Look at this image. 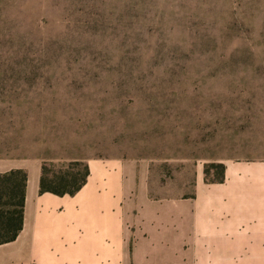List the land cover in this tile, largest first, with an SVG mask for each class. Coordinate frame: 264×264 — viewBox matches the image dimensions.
<instances>
[{
  "label": "rangeland",
  "instance_id": "374dc122",
  "mask_svg": "<svg viewBox=\"0 0 264 264\" xmlns=\"http://www.w3.org/2000/svg\"><path fill=\"white\" fill-rule=\"evenodd\" d=\"M3 147L114 171L105 211L180 215L203 173L264 160V0H0Z\"/></svg>",
  "mask_w": 264,
  "mask_h": 264
},
{
  "label": "crops",
  "instance_id": "0c3cea01",
  "mask_svg": "<svg viewBox=\"0 0 264 264\" xmlns=\"http://www.w3.org/2000/svg\"><path fill=\"white\" fill-rule=\"evenodd\" d=\"M13 170L27 173L24 223L0 264H264V160L228 162L218 182L203 173L180 215L105 211L123 204L114 171L59 196L40 192V161L3 147L0 174Z\"/></svg>",
  "mask_w": 264,
  "mask_h": 264
},
{
  "label": "trees",
  "instance_id": "16d2710c",
  "mask_svg": "<svg viewBox=\"0 0 264 264\" xmlns=\"http://www.w3.org/2000/svg\"><path fill=\"white\" fill-rule=\"evenodd\" d=\"M84 167L81 181L73 185L72 173H54L44 165L40 183V192H50L59 196L75 195L87 183L90 176L89 165L77 162ZM224 178V169L221 178ZM214 181V182H218ZM27 173L24 170H13L0 174V245L16 240L24 223V208L26 199Z\"/></svg>",
  "mask_w": 264,
  "mask_h": 264
}]
</instances>
